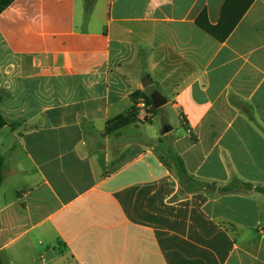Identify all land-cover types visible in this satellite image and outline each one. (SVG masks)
<instances>
[{
  "label": "crops",
  "instance_id": "0c3cea01",
  "mask_svg": "<svg viewBox=\"0 0 264 264\" xmlns=\"http://www.w3.org/2000/svg\"><path fill=\"white\" fill-rule=\"evenodd\" d=\"M83 1L0 12L2 264H264V0Z\"/></svg>",
  "mask_w": 264,
  "mask_h": 264
},
{
  "label": "trees",
  "instance_id": "16d2710c",
  "mask_svg": "<svg viewBox=\"0 0 264 264\" xmlns=\"http://www.w3.org/2000/svg\"><path fill=\"white\" fill-rule=\"evenodd\" d=\"M12 1L13 0H0V12L3 9H5L9 4H11ZM203 28H205L207 31L212 33V27L210 25L203 24ZM213 34H214V32H213ZM223 38L224 37H220V39H223ZM130 98H131V102H132L130 108L126 112L118 114L114 118L110 119L106 124L107 129L113 131V130L120 128L123 125H126L130 122L137 120L138 119L137 103L139 101L144 102L145 110L147 113H154L157 110V109L153 108V106H152V102L150 99V91L145 92V91L136 90L131 94ZM141 120L142 121H148V118L144 117ZM4 124H5V121L0 116V127L3 126ZM0 162H1V159H0ZM177 168H178V173L180 175L185 174L184 169H183L182 164H181V161H178ZM0 181H1V175H0ZM239 184H241V186L243 188H250L252 186L250 183H243V182L238 183V181H233L229 185L222 186L220 188V190L223 192L230 191L233 188L238 187ZM255 188L264 194V187L256 186ZM0 264H2L1 260H0Z\"/></svg>",
  "mask_w": 264,
  "mask_h": 264
},
{
  "label": "rangeland",
  "instance_id": "374dc122",
  "mask_svg": "<svg viewBox=\"0 0 264 264\" xmlns=\"http://www.w3.org/2000/svg\"><path fill=\"white\" fill-rule=\"evenodd\" d=\"M101 4L100 0L98 2H96V0H84L81 7L85 10L84 12L88 11V12H91V10L93 9H97V7H99V5ZM94 12V11H93ZM153 114V118H154V122L158 119V116L160 114V112L158 110H156ZM171 120L173 122V124H176L175 123V119H174V114L172 113L171 115ZM145 123L144 125L146 127H149L148 124H150L149 121H145L143 122ZM164 126H162V124L159 122L155 128H158V133H160V130L163 128ZM152 131H153V128H152ZM263 208V211H262V214H264V206H262Z\"/></svg>",
  "mask_w": 264,
  "mask_h": 264
},
{
  "label": "water",
  "instance_id": "95a60500",
  "mask_svg": "<svg viewBox=\"0 0 264 264\" xmlns=\"http://www.w3.org/2000/svg\"><path fill=\"white\" fill-rule=\"evenodd\" d=\"M150 99L153 108L157 109L166 102V98L156 89L152 90L150 93ZM165 128V126H164Z\"/></svg>",
  "mask_w": 264,
  "mask_h": 264
},
{
  "label": "built area",
  "instance_id": "2783aa9c",
  "mask_svg": "<svg viewBox=\"0 0 264 264\" xmlns=\"http://www.w3.org/2000/svg\"><path fill=\"white\" fill-rule=\"evenodd\" d=\"M137 107H138V115H140L142 118L148 116V113L145 110V104L143 101H139L137 103Z\"/></svg>",
  "mask_w": 264,
  "mask_h": 264
}]
</instances>
